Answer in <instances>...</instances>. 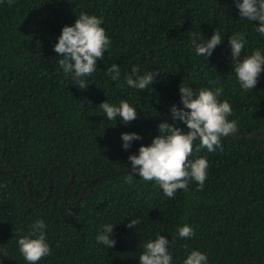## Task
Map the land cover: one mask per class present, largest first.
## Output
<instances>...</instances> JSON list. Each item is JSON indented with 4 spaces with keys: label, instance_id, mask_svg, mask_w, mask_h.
Segmentation results:
<instances>
[{
    "label": "trees",
    "instance_id": "trees-1",
    "mask_svg": "<svg viewBox=\"0 0 264 264\" xmlns=\"http://www.w3.org/2000/svg\"><path fill=\"white\" fill-rule=\"evenodd\" d=\"M81 12L101 17L111 40L97 70L84 78L86 89L65 76L54 51L62 28ZM258 24L240 18L237 0L0 3V169L17 172H0V264H28L17 241L38 219L45 222L51 249L38 264H140L143 244L158 235L170 241L172 264H183L192 250L205 253L208 264H264V132L246 138L264 128V72L253 90L243 91L228 43L230 35L242 32L247 44L241 59L257 48L264 52ZM216 30L222 43L211 56H198L192 34L204 42ZM113 63L121 69L119 81L105 74ZM134 65L138 75L158 72L147 89L126 85ZM183 80L194 90L222 88L219 100L231 104L229 119L238 131L222 137V148L214 152L196 141L189 160L207 158L204 188L190 181L187 192L169 199L154 181L137 174L132 183L124 181L131 171L129 155L151 143L160 123L184 127L169 110L173 104L182 107ZM105 100L116 106L127 101L137 118L130 124L109 121L98 106ZM124 132L141 139L125 150ZM48 170L49 195L40 201ZM131 219H139L136 228L126 227ZM105 224L115 225L112 248L96 239ZM185 224L195 231L190 239L178 237Z\"/></svg>",
    "mask_w": 264,
    "mask_h": 264
},
{
    "label": "clouds",
    "instance_id": "clouds-1",
    "mask_svg": "<svg viewBox=\"0 0 264 264\" xmlns=\"http://www.w3.org/2000/svg\"><path fill=\"white\" fill-rule=\"evenodd\" d=\"M4 0H0L3 3ZM15 0H7L12 6ZM239 16L241 19L258 21L256 31L264 36V0H237ZM103 19L95 15L81 12L73 25H65L57 42L54 44V51L58 54V64L66 77L78 84L81 89H86L88 83L86 77H91L97 70V61H103L105 52L111 46V40L102 27ZM222 36L219 31H214L212 36L204 42H198L197 34H192L191 44L198 56L208 57L213 50L222 43ZM228 43L231 49V58L235 76L243 91L253 90L264 72V52L255 49L250 55L241 59V53L247 44L242 32L229 36ZM138 66H132L131 74L125 76L127 86L144 90L153 83L158 72H147L138 75ZM106 75L113 81H119L121 77L120 67L113 63L106 69ZM135 77V78H133ZM216 84V81H209ZM223 89L200 88L194 90L184 80L179 85L180 104L178 107L170 106V113L173 120L183 123L184 127L174 126L168 122L158 125L159 134L154 136L148 145L141 144L138 154L129 155L131 164L130 174L125 177V183H132L134 174L145 182L154 181L162 189L165 197L174 199L178 191H188L189 182L195 181L199 190H203L205 181L208 178L210 167L206 157L189 160L193 153L194 143L199 141V148H205L209 152L222 148L221 138L234 134L238 131L235 120H230L233 109L228 101H220L219 96ZM99 108L109 121L122 120L130 124L137 118L136 108L127 101L121 100L119 105H113L105 100ZM184 129H187L185 131ZM141 139L135 132L121 133L122 147L127 150L134 140ZM198 150V149H197ZM66 167V166H64ZM162 211V210H161ZM140 223L139 219H131L126 227L136 228ZM113 224H105L103 231L97 235L98 243H103L107 248L115 246L116 241L110 237L114 232ZM45 222L38 219L32 225L28 235H22L18 239L19 252L28 264H38L39 261L51 254L50 246L46 240L44 229ZM178 237L190 239L195 235L194 229L185 224L178 227ZM173 236L171 243L176 242ZM170 241L165 235H158L155 239H149L143 244V251L140 253V264H172V255L168 249ZM183 264H208L205 253L199 250H192Z\"/></svg>",
    "mask_w": 264,
    "mask_h": 264
},
{
    "label": "water",
    "instance_id": "water-1",
    "mask_svg": "<svg viewBox=\"0 0 264 264\" xmlns=\"http://www.w3.org/2000/svg\"><path fill=\"white\" fill-rule=\"evenodd\" d=\"M262 132H264V128H260V129L254 130V131H252L250 134H248V135L246 136V138H250V137H252V136H254V135L258 134V133H262ZM231 135H232V134H231ZM52 167H53V166H52ZM61 167H64V166H61ZM128 170H131V168H129ZM0 172H11V173H17V172L14 171V170H6V171H3L2 169H0ZM106 174H108V172H105V173H103L102 175H106ZM19 175L22 177V179L24 180V183L27 185L28 182H27L25 176H24L22 173H19ZM46 178H47L46 194H45L44 198H43L42 200H40V201H43V200H44L45 198H47V196L49 195V191H50V171H49V170L47 171V177H46ZM71 179H72V173H71V171H70V177H69L68 181L66 182V184L64 185V187H63V189H62V198H63L64 200H65V191H66L68 185L70 184ZM84 189H85V187H82V188L79 190V192H78V194H77V196H76V198H75L74 201H76V200L79 198V196L82 194V192L84 191ZM27 193H28V196L31 198V200H32L34 203H39V202H40L39 200H34V199H32V197H31V195H30V190H29L28 187H27Z\"/></svg>",
    "mask_w": 264,
    "mask_h": 264
}]
</instances>
